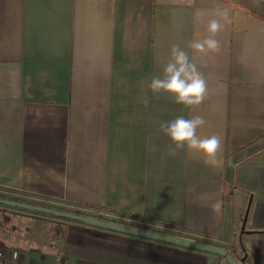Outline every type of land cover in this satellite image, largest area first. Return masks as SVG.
<instances>
[{"label": "crops", "instance_id": "obj_1", "mask_svg": "<svg viewBox=\"0 0 264 264\" xmlns=\"http://www.w3.org/2000/svg\"><path fill=\"white\" fill-rule=\"evenodd\" d=\"M227 10L230 23L221 12ZM220 20L219 50L190 44ZM207 83L153 94L171 47ZM202 115L219 168L169 153L162 121ZM0 198L78 211L264 264V6L254 0H0ZM64 212V211H63ZM262 233V234H260ZM10 264H226L202 251L0 206Z\"/></svg>", "mask_w": 264, "mask_h": 264}, {"label": "clouds", "instance_id": "obj_2", "mask_svg": "<svg viewBox=\"0 0 264 264\" xmlns=\"http://www.w3.org/2000/svg\"><path fill=\"white\" fill-rule=\"evenodd\" d=\"M256 6H264V0H254ZM221 19L225 24L230 23L227 10L221 12ZM224 25L220 20L212 19L208 23V38L198 40L190 44L197 53L207 54L219 50L220 42L214 37L222 31ZM149 88L153 94L161 92L174 97V102L185 108H197L206 98L207 83L202 74L198 72L196 65L191 62L189 55L179 45L171 47V59L163 69V78L153 76ZM207 121L202 115H194L191 118L177 116L171 121H162L159 131L170 138L169 153L175 155L178 150H188L194 157L202 156L206 166L219 168L223 161L219 158L222 151V138L211 135L201 138L197 130Z\"/></svg>", "mask_w": 264, "mask_h": 264}, {"label": "water", "instance_id": "obj_3", "mask_svg": "<svg viewBox=\"0 0 264 264\" xmlns=\"http://www.w3.org/2000/svg\"><path fill=\"white\" fill-rule=\"evenodd\" d=\"M0 206L9 207L13 209H18L22 211H27L30 213L38 214V215H45L50 216L56 219L67 220L71 222L80 223L89 227L103 229L115 233H121L133 237H138L142 239L157 241L161 243H165L168 245H173L180 248L192 249L197 251H202L206 253L215 254L226 262V264H243L245 261V256L241 259L237 260L230 252L225 249L208 245L204 243H198L193 241H188L168 235H164L161 233H155L150 231H145L141 229L131 228L127 226L118 225L116 223L107 222L100 219H95L86 216H79L63 211L53 210L41 206H35L30 204H25L21 202L9 201L0 198Z\"/></svg>", "mask_w": 264, "mask_h": 264}, {"label": "trees", "instance_id": "obj_4", "mask_svg": "<svg viewBox=\"0 0 264 264\" xmlns=\"http://www.w3.org/2000/svg\"><path fill=\"white\" fill-rule=\"evenodd\" d=\"M64 212H67V213H71V214H75V215H79V216H86L85 214L81 213V212H78V211H71V210H63ZM262 234V233H260Z\"/></svg>", "mask_w": 264, "mask_h": 264}, {"label": "built area", "instance_id": "obj_5", "mask_svg": "<svg viewBox=\"0 0 264 264\" xmlns=\"http://www.w3.org/2000/svg\"><path fill=\"white\" fill-rule=\"evenodd\" d=\"M229 252V251H228ZM0 264H10L8 262H6L5 260H3L1 257H0Z\"/></svg>", "mask_w": 264, "mask_h": 264}]
</instances>
